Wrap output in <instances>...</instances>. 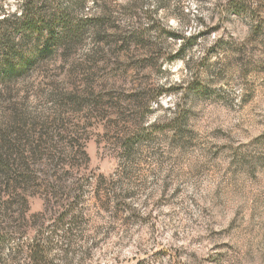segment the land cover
<instances>
[{
	"label": "rangeland",
	"instance_id": "rangeland-1",
	"mask_svg": "<svg viewBox=\"0 0 264 264\" xmlns=\"http://www.w3.org/2000/svg\"><path fill=\"white\" fill-rule=\"evenodd\" d=\"M82 1L78 42L0 75L7 248L76 200L59 264H264V0Z\"/></svg>",
	"mask_w": 264,
	"mask_h": 264
},
{
	"label": "trees",
	"instance_id": "trees-1",
	"mask_svg": "<svg viewBox=\"0 0 264 264\" xmlns=\"http://www.w3.org/2000/svg\"><path fill=\"white\" fill-rule=\"evenodd\" d=\"M82 2L73 0L63 9L55 6L47 11V7L52 3L50 0H22L18 12L2 13L0 75L17 77L27 70L31 63L49 56L56 47L71 41L78 42L80 33L88 23L87 17L83 20H76L73 17L74 11L78 6H82ZM170 37L175 40L180 38L174 33H171ZM130 38L135 40V36ZM156 99L154 97V100ZM134 144L135 139H130L123 145L127 158L131 156ZM13 162L16 163L15 160ZM0 164L7 166L9 160H0ZM60 189L58 185H51L50 195L54 200H58ZM77 211V201L74 200L63 207L59 206L47 223L42 221L39 215L33 216L35 219L33 236L28 242L17 243L10 248H7L6 242L11 240L10 234L15 232L14 229L0 231V264H4L1 254L5 250L8 257L17 250L22 255L20 264H59L60 261L66 260L77 237L75 230L81 218ZM43 215L45 216V213Z\"/></svg>",
	"mask_w": 264,
	"mask_h": 264
}]
</instances>
